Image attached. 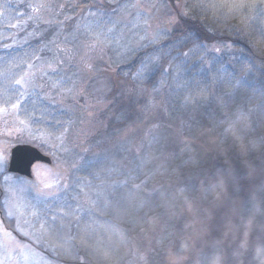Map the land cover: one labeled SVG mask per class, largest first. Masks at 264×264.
<instances>
[{
	"label": "trees",
	"instance_id": "trees-1",
	"mask_svg": "<svg viewBox=\"0 0 264 264\" xmlns=\"http://www.w3.org/2000/svg\"><path fill=\"white\" fill-rule=\"evenodd\" d=\"M47 1L65 7L57 8L58 16L46 14L52 22L43 24L41 20L27 18L33 15L30 5L36 3L30 4V0H26L21 5L19 0H0V106L10 108L18 102L21 118L24 113L30 115L37 132L43 131L54 139L63 134L69 149L77 150L80 135L85 136L87 147L105 144L131 122L140 121V113L135 110L140 109L144 115L152 97L163 96L162 106L167 103V110L172 111V115L187 119L193 111L207 105L213 96H225L228 105L221 110L226 115V123L220 131L235 144V148L234 155H221V159L216 152H196L197 146L187 143L188 139L195 138L189 129L180 135V140L184 141L181 148L173 152L171 148L161 156L156 154L165 144L164 137L157 139L159 146L155 143L152 153L156 159L149 163H146L145 153L151 142H147L145 152L142 145L140 160L132 159L135 167L129 173L124 169L123 172L117 170L103 156L96 162H83L84 165L76 170V178L92 180L85 186L86 192H91L86 203H78L80 195L76 199L73 193H66L54 196L48 201L50 205L45 202L42 207L38 206L33 215L28 213L30 228L41 245L17 232L15 220L0 208L3 226L41 253L37 264H138L133 258L134 238L146 231L152 222L164 226L160 230L161 243L185 242L196 235L195 230L202 229L190 227L192 222L184 215L187 206L195 209L194 220L214 212L212 209L224 212L228 207L229 211L231 199L240 200L244 189L252 190L264 179V42L256 43L257 34L264 30V0H253L256 7L243 19L231 15L226 18L216 12L209 6L213 0H164V5L169 4L168 11L174 13L175 21H171L167 35L156 44L137 50L127 63L110 66L112 70L108 66L114 73L113 76L108 73L107 78L112 89L103 98L107 102L106 108L95 117L102 121L96 123V128L101 129L95 132L85 125L89 119H95L88 117L91 111L69 116V112L49 103L38 92L25 96L21 85L15 83L30 69L29 65L34 67L38 60L52 56V50L47 49L50 41H65L67 36L79 31L77 27L84 26L85 18L87 26L89 19L94 23V18L83 11L88 7L84 0ZM134 1L120 0V3ZM175 3L176 6L180 3L186 14L175 9ZM106 15L114 16L108 13L99 17L100 25L108 23ZM219 45L231 47L237 54L236 59L228 62L224 55H218L215 48ZM145 65L148 69L143 71L146 72L142 79L134 78ZM103 85L99 84L98 88L102 89ZM73 118L82 122L72 123ZM188 121H182L181 125ZM233 123V130L225 132L224 127ZM168 137L175 139L170 131ZM184 150L187 154H182ZM236 150L239 156L235 154ZM255 154L262 155L263 159L250 169L244 159ZM137 165L139 168L135 169ZM137 184L141 187L136 188ZM91 187L97 192H92ZM74 192L78 193V190ZM242 203L245 208L244 199ZM206 207L211 208V212ZM258 213L264 216L260 209ZM227 220L231 223L228 216ZM237 221L238 218L230 224L235 235L231 229L227 234L226 228L216 229L215 234H219L220 239L221 235L226 236L222 238L227 242L219 239L213 252L207 244L198 253L193 249L185 254L197 258V264H221L225 260L223 251L231 242L246 250L247 255L253 254L260 220L258 225L250 224V228H239ZM82 238L90 245L107 250L108 255L98 258L81 243ZM66 249L84 259H65ZM219 250V254H215ZM140 251L146 258L149 256L147 264H154L153 257L158 264L168 262L170 257L158 247L147 253ZM228 260L226 257V262Z\"/></svg>",
	"mask_w": 264,
	"mask_h": 264
},
{
	"label": "rangeland",
	"instance_id": "rangeland-1",
	"mask_svg": "<svg viewBox=\"0 0 264 264\" xmlns=\"http://www.w3.org/2000/svg\"><path fill=\"white\" fill-rule=\"evenodd\" d=\"M19 1L22 5V2L26 0ZM40 2L41 0H30V4ZM139 2L142 7L130 8L128 13L123 16L117 14H114V16L106 15L108 23L105 25H100L99 18L93 17L94 23L89 19L90 25L87 26L88 21L85 18L84 26L77 27L79 31L67 36L68 38L65 41H50L47 49L50 52L52 50V56L38 60L34 67L26 70V72H31V76L28 83L21 86L25 96L38 92L49 103L56 105L62 111L69 112V116L76 117L75 115H79V112L84 114L86 111H91L88 117H97L99 111L106 108L107 102L103 101V98L106 94H110V89H112V85L109 84L111 81L107 80L108 73H111L110 66L117 63L125 64L137 50L144 49L147 45L156 44L163 36L167 35L171 27V21H175L174 13L168 11L169 4L164 5V0H139ZM127 3L130 2L124 4ZM176 8L186 14L180 3L177 6L175 3ZM27 18L29 17L27 16ZM45 20L50 21V16L47 18L46 14L43 15L41 22L44 24L43 21ZM145 20H147V23L144 22ZM108 29H111V31H108ZM92 33H103L100 36L102 43L94 48L84 47V43L90 40ZM65 49L67 52L64 51ZM215 49L218 55H224L228 62L236 59L237 54L231 47L226 48L219 45ZM85 62L92 64L93 71L89 72L84 68ZM49 64L52 66L49 67ZM147 69L144 68V70ZM113 75L114 73L110 74V76ZM101 76H104L103 78L106 81ZM99 84L105 85L101 86L102 89H99ZM162 99L163 96L161 95L156 98L152 97L149 108L146 107L144 110V115L140 112V109L135 110L140 113L138 115L140 121L131 122L130 125L121 129L105 144L96 143L91 147H87L84 145L85 136L81 137L80 135L78 140L80 145L77 150L69 149L66 136L62 140L50 138L43 131L39 130L37 132L35 125L31 122L27 130L16 132L14 129L18 125L15 123L14 116L0 118V143L7 142L14 146L18 139V143L37 147L51 160V165L43 163L45 167L38 173L34 172L32 168V177L28 180L8 175L6 169L0 172V208L6 216L9 209L13 210L14 215L11 218L15 220V226L20 228L19 233H27L25 236L29 240L41 245V241L35 237L34 231L30 228L29 212L30 215H33L38 210V206L42 207L43 203L51 201L50 199L54 196L66 193H73L76 199V196L80 195L78 203L81 205L86 203L85 201L91 197V192L88 191L87 193L85 186L90 184L92 180L76 178L78 175L76 170L79 166L84 165L83 162H86V164L91 163V161L96 162L103 156L113 163L117 170L123 172L122 169H124L129 173L134 171L133 167H135L132 159L134 161L140 160L142 145L145 152L147 142H151V145L148 146V152L145 153L146 163H149L156 159L152 153L155 150L154 144L156 143V146H159L160 141L157 139L164 137L165 144L162 146V150L156 154V156H161L170 151L171 148L172 152L181 148L184 141L180 140V135L189 129H191L190 134L194 135L195 138L188 139L187 143L197 146L196 152H216L217 157L220 159L221 155H234L235 144L229 140L224 132L220 131V127L225 126L226 123V115L221 110L222 107L228 105L225 96H213L207 105H202L201 108L193 111L187 119L184 116L179 118L172 115V111L170 113L167 110V103L164 104L165 108L162 106ZM19 114L21 117V113ZM73 121L72 123L82 122L77 118H73ZM182 121H188L186 123L188 126L183 127L186 124L181 125ZM98 122L102 121L98 118L89 119L85 125L95 132L101 129L96 128ZM234 127V123L224 127L225 132L233 130ZM7 131H12V135H4ZM169 131L175 136L174 140L168 137ZM32 137H36V139ZM41 137L46 138L48 142L43 143ZM190 150L193 152V147ZM182 154H187V150H184ZM235 154L239 156L237 150ZM262 159V155L255 154L252 158L246 156L244 162L252 169ZM137 168H139V165L135 169ZM76 190H78V193L74 192ZM93 191L97 192L95 188H93ZM241 194L240 200L231 199L232 209L230 208L229 211L228 207L226 209L222 208L225 209L224 212L222 209L220 212L212 209L214 212L206 213L197 220L193 219L196 214L195 209L187 206L184 215L188 218V221L192 222L190 227L195 228L194 226H196L197 228L202 227V229L195 230L196 235L188 237L185 242L177 240L161 243L162 233H160V230L162 231L164 226L157 221L152 222L146 228V231L134 238V261L138 264H147L149 256L146 258L140 249L147 253V251H153L154 248L158 247V250H162L165 255L170 256L168 262L163 264H197V258L194 259L185 253L193 251V249H196L195 253H198L207 244H210L211 252H213L220 239L219 234H215L216 229L226 228V234L231 229L233 235H235L234 228L230 224L238 218L237 225H239V228H250V224L258 225L257 222L260 220V226L257 228V234L259 235L254 242L256 245L253 250L254 253L247 255L246 250H242L241 246L234 245L231 242L226 247V251H223L225 260L221 264H264V216L258 213V209H260L264 214V179L257 182L252 190L248 187ZM243 199L246 203L245 208L242 203ZM210 207L212 206L210 205ZM16 208H19L18 212L15 211ZM249 208L251 209L249 210ZM210 209L207 210L211 212ZM248 210L251 214L250 217H248L250 215ZM197 214L200 215V212L197 211ZM207 215L212 217L208 218ZM227 216L231 219V223H228L229 220L225 221ZM223 221L225 222L223 223ZM13 237L14 240H9L3 232H0V264H37V262H40L41 253L35 247L29 245L26 241L23 242L17 239L14 235ZM222 237L226 236L221 235L220 242L226 243L227 239ZM160 245H163L162 248L159 247ZM220 251L215 254H219ZM226 257L229 259L227 262ZM234 257L236 259H231ZM153 260H155L154 264H158V260L154 257ZM140 261L141 263H139Z\"/></svg>",
	"mask_w": 264,
	"mask_h": 264
},
{
	"label": "snow or ice",
	"instance_id": "snow-or-ice-1",
	"mask_svg": "<svg viewBox=\"0 0 264 264\" xmlns=\"http://www.w3.org/2000/svg\"><path fill=\"white\" fill-rule=\"evenodd\" d=\"M86 4H88V7L83 9V11H86L89 16L92 17H102L105 14L111 13V14H117V15H125L128 13V10L130 8H140L142 5L140 4L139 0H135L133 3H127V4H122L120 3V0H84ZM198 7L203 6V5H197ZM211 8H213L216 12L222 14L226 18L231 15L233 17H241L242 19L246 16L247 12L250 10H253L256 5L253 2V0H213V2L209 5ZM30 7L33 10V15L29 16V20H41V17L45 14L52 15V16H58L60 13L57 11V8L63 9L65 5H54L52 3L47 2V0H41L40 3L30 5ZM76 7V6H74ZM44 23H51L52 21L45 20L43 21ZM147 23V20L144 21ZM135 26V25H134ZM15 27V25H13ZM108 31H111V29H108ZM103 35V33H92L90 36V40L86 41L84 43V47L88 48H94L102 41L100 40V36ZM264 42V30H261L257 34L256 38V43ZM67 52V50H64ZM55 59V58H54ZM52 65L49 64V67ZM32 66L29 65V68ZM146 67L143 66L140 71L136 74L134 78L139 79L143 76V71L144 68ZM84 68L91 72L93 71V66L91 63L85 62L84 63ZM55 69L53 68V71ZM31 76V72H26L24 75L20 77V79H17L15 83L17 85L25 86L28 83V79ZM71 91V90H69ZM8 116H14L15 117V123L18 125L14 129L16 132H21L24 130H27L29 128V124L32 120V117L28 115L27 113H24V118L20 117L19 114V103H13L11 104L10 109L8 107H3L0 106V118H7ZM6 136H11L12 131H7L4 133ZM31 135V133H30ZM33 139H36V137H32ZM43 143H47V139L44 137L40 138ZM57 140H62L63 139V134L60 136L56 137ZM12 147V145L8 144L7 142L0 143V172H3L9 161V149ZM45 166L43 164L37 163L33 166V171L34 172H39L41 169H43ZM144 181H141V184H143ZM136 188H140L141 185L137 184L135 185ZM15 211H19V208H16ZM14 215V212L12 209H9L7 212V216L11 218ZM17 232H20V228L17 227L16 229ZM0 232H3L5 236L9 240H14V237L12 236V233L5 229L3 227V222H0ZM21 235H27V233H22ZM81 243L89 248L93 254H96L98 258H104L108 255L107 250H102L98 245H90L85 239H81ZM64 258L65 259H78V260H83L84 258L78 255L73 254L70 250H65L64 253Z\"/></svg>",
	"mask_w": 264,
	"mask_h": 264
},
{
	"label": "water",
	"instance_id": "water-1",
	"mask_svg": "<svg viewBox=\"0 0 264 264\" xmlns=\"http://www.w3.org/2000/svg\"><path fill=\"white\" fill-rule=\"evenodd\" d=\"M45 163L50 165L48 157L39 153L31 145H19L12 147L9 151L8 173L30 178L31 167L34 163Z\"/></svg>",
	"mask_w": 264,
	"mask_h": 264
}]
</instances>
